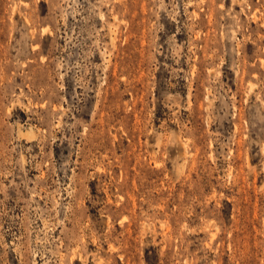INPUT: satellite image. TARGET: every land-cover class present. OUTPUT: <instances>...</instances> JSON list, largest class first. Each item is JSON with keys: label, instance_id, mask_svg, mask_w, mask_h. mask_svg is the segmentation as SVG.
<instances>
[{"label": "rangeland", "instance_id": "rangeland-1", "mask_svg": "<svg viewBox=\"0 0 264 264\" xmlns=\"http://www.w3.org/2000/svg\"><path fill=\"white\" fill-rule=\"evenodd\" d=\"M0 264H264V0H0Z\"/></svg>", "mask_w": 264, "mask_h": 264}]
</instances>
